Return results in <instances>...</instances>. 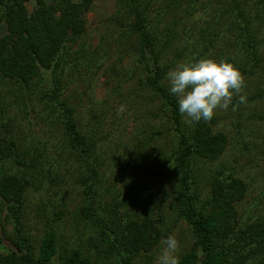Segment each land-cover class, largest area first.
I'll return each instance as SVG.
<instances>
[{
  "label": "rangeland",
  "instance_id": "rangeland-1",
  "mask_svg": "<svg viewBox=\"0 0 264 264\" xmlns=\"http://www.w3.org/2000/svg\"><path fill=\"white\" fill-rule=\"evenodd\" d=\"M27 7L32 10L33 2H28ZM115 9L116 0H94L86 13L85 33L55 74L45 72L29 86L0 80V151L7 152L6 147L10 146L11 155L21 162L17 164L14 157L3 158L0 153V172L23 171L30 178L20 226L35 246L45 230L57 232V252L51 264H58L60 257L78 245L91 255L94 264H124L120 257L109 252L99 236L101 229L107 231L106 225L111 224L113 214L115 221L151 215L168 233L163 238L169 234L177 237L179 256L193 242L189 226L177 217L176 180L165 176L148 182L146 171L152 172L153 160L160 152L168 153L174 137L165 130L163 121L159 126L158 118L149 116L150 112H157L158 102L136 82L144 76L142 67L135 69L133 80L124 81L130 58L125 51H117L129 48V41L121 44L118 39L123 28L110 18ZM204 24L205 17H197L191 27L199 32ZM218 32L219 36L212 35L214 41L208 54L216 60L223 42ZM187 60L188 57L180 62ZM236 67L245 78L242 94H246L247 103L235 111L232 105L227 111L216 110L214 130L226 133L228 145L217 160L199 163V180L201 189H205L207 178L217 170L241 177L247 184V192L236 208L239 221L245 224L260 218L264 209V73L258 70L249 75L246 66ZM54 80L60 88L56 96H53ZM63 101L65 105L60 107L59 102ZM237 101L238 97L234 96L232 103ZM121 105L126 110L117 115ZM66 106L74 108L80 131L97 129V159L91 157L89 165L78 160L69 149L64 112H60ZM182 116L187 123V118ZM152 130L163 133L149 139ZM95 166L96 178L90 171ZM86 207L91 218L82 212ZM13 228L0 198V248H13L6 236ZM159 251L160 241L132 262L156 264Z\"/></svg>",
  "mask_w": 264,
  "mask_h": 264
},
{
  "label": "trees",
  "instance_id": "trees-1",
  "mask_svg": "<svg viewBox=\"0 0 264 264\" xmlns=\"http://www.w3.org/2000/svg\"><path fill=\"white\" fill-rule=\"evenodd\" d=\"M28 2H33L32 10L28 9ZM93 2L0 0V80L29 86L45 72L55 74L85 33L86 13ZM203 16L204 26L194 32L193 20ZM110 18L123 28L118 34L121 44L129 41V48L117 51H125L130 58L124 81L133 80L135 69L142 67L144 76L136 82L158 102L157 112H150L149 116L157 117L159 126L163 121L165 130L174 137L168 153L160 152L153 160L152 172H146L148 182L165 176L176 180L177 217L187 223L193 236L189 249L179 256V264H264V209L260 218L251 222L242 224L238 219L236 203L246 195V182L233 172L224 175L217 170L207 178L205 195V189L200 187L199 163L221 157L228 145L226 133L214 130L215 116L208 122L185 123L166 82L167 72L181 59L188 57L187 62H191L208 57L214 41L212 35L219 36L218 31L223 42L217 60L240 68L246 66L249 75L258 70L264 73V0H116ZM118 61L121 63L122 57ZM54 84L56 96L60 88L57 80ZM64 105V101L59 102L60 107ZM62 111L69 149L78 160L91 164V157L97 159V129L83 133L77 126L74 108L66 106ZM149 132L153 134L149 139L163 133ZM6 148L7 152L0 151L3 158H13L11 147ZM16 163L21 165L17 159ZM90 171L96 178V166L90 167ZM30 182L23 171L0 172V198L6 218L14 226L6 235L13 248H0V264H51L57 252L55 230H45L35 246L20 226ZM88 209L82 208V212L91 218ZM115 217L113 214L111 224L106 225L107 231L100 230L93 218L92 223L100 230V240L109 252L124 264H134L136 256L151 251L168 234L151 215L129 216L121 221H115ZM58 264L94 263L91 255L78 245L60 257Z\"/></svg>",
  "mask_w": 264,
  "mask_h": 264
},
{
  "label": "clouds",
  "instance_id": "clouds-1",
  "mask_svg": "<svg viewBox=\"0 0 264 264\" xmlns=\"http://www.w3.org/2000/svg\"><path fill=\"white\" fill-rule=\"evenodd\" d=\"M169 92L178 102V110L189 124L201 120L211 121L217 109L227 111L232 105L235 111L247 103L245 78L241 71L226 60L209 57L191 62H180L167 72ZM238 101L233 104V97ZM125 106L117 109V115L125 112ZM180 243L174 234L160 240L156 264H179Z\"/></svg>",
  "mask_w": 264,
  "mask_h": 264
}]
</instances>
